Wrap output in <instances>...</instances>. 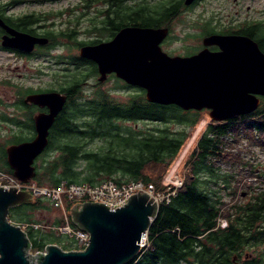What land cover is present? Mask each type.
Returning a JSON list of instances; mask_svg holds the SVG:
<instances>
[{"label": "trees", "instance_id": "obj_1", "mask_svg": "<svg viewBox=\"0 0 264 264\" xmlns=\"http://www.w3.org/2000/svg\"><path fill=\"white\" fill-rule=\"evenodd\" d=\"M106 1L111 11L107 17L110 19L108 30L112 29L114 32L124 25L164 26L170 23L180 8V2L170 3L165 0L153 6L143 0L131 5L120 4L122 0ZM76 35L74 28L61 30V37L72 39L74 44ZM83 43L84 41H81L77 45ZM259 46L264 51V42L259 43ZM127 87L137 90L138 93L132 94L126 103L116 102L104 92H100L91 100L83 101L75 107L79 110V116L91 117L99 114L103 117L101 122H81L78 130L67 118L57 120L53 133L58 137L55 140L50 137L48 147L51 148L49 151L58 154L52 159L44 158L39 163H34L33 180L37 184L56 187L62 181L96 184L112 179L120 184L142 180L153 184L156 191L165 189L160 184L161 180L182 146L188 141L191 130L201 120V110L183 111L175 105L167 107L151 103L144 97L145 90ZM261 99L260 105L250 115L220 122L210 119L211 121L202 127L180 160L179 166H182L184 175L182 186L170 196L169 201L163 200L159 203L157 213L146 232V246L141 249L137 258L128 264H230L232 255L238 250L237 247L251 246L247 233L252 232L256 218H251L250 213L262 212L264 206L254 210L250 201L227 205L220 194L221 189H226L227 194L233 196H236V193L241 196L242 192L236 191L234 186L230 189L234 176L222 174L213 167L212 161L224 159L227 155L224 140L240 129L236 121H247V126H244L246 131L264 130V97ZM115 119L148 121L161 127L135 130L115 124L112 122ZM170 125L176 127L172 128ZM247 137L245 134L244 138ZM96 140L102 142L98 148L86 147ZM17 142L19 140L9 139L7 144ZM52 143L55 146L52 147ZM0 148V169L12 173L6 162L5 147L1 145ZM79 161L84 164L80 166ZM260 199L264 202V193H261ZM72 205L67 201L68 210ZM52 208L47 201L35 198L31 204L14 207L8 218L12 219V215L18 214V223H35L41 219H33L31 214H27L28 209L53 212ZM218 218L226 219L227 224L222 227ZM62 222L59 215L48 224L58 226ZM25 232L32 251H42L50 243H55L64 250L73 248V242L67 236L54 231L43 232L29 227ZM250 262L246 259L241 261V264H252Z\"/></svg>", "mask_w": 264, "mask_h": 264}, {"label": "water", "instance_id": "obj_2", "mask_svg": "<svg viewBox=\"0 0 264 264\" xmlns=\"http://www.w3.org/2000/svg\"><path fill=\"white\" fill-rule=\"evenodd\" d=\"M191 1L185 0V4ZM168 31L167 27L125 26L108 42L82 46L80 56L97 64L100 81L114 73L128 85L145 90L148 102L184 110L208 109L213 121L247 115L259 106L264 96V52L257 42L241 36L212 35L203 39L204 48L195 54L170 55L160 46ZM18 35L24 38L19 40ZM18 40L29 48L37 41L18 33L11 44ZM209 45L219 49L211 52ZM29 100L47 107L48 113L35 117L32 140L5 149L8 166L22 182L35 176L34 162L48 145V130L65 98L51 91L31 95ZM32 202L28 191L0 187V264L131 263L158 210L155 199L145 192L133 194L126 205L114 211L103 203H76L70 208V217L75 226L89 233L85 249L66 251L48 244L45 252L31 255L26 232L11 223L8 215L10 208Z\"/></svg>", "mask_w": 264, "mask_h": 264}, {"label": "flooded vegetation", "instance_id": "obj_3", "mask_svg": "<svg viewBox=\"0 0 264 264\" xmlns=\"http://www.w3.org/2000/svg\"><path fill=\"white\" fill-rule=\"evenodd\" d=\"M24 1L43 3L41 1L44 0H0V21L2 23V25L0 24V125H10L13 132L18 130L17 133L11 135V137L14 135V140H19V142L32 140L36 135L34 125L35 117L40 113H48V109L45 106H38L31 102L29 96L43 92H58L64 96L65 100L61 110L55 116L54 122L48 130L49 145L50 137L53 140L58 137L53 133L55 123L58 119L66 120L67 118L70 123L75 124V127L78 130H80L79 125L81 122L91 120L102 121L101 119H103V117L99 114L91 117L90 115L79 116V110L75 109L79 103L91 100V98L98 95L99 92H102L96 88L91 94L89 90L92 87L101 86L105 82L115 79L116 81L122 82L121 84L123 88L129 89L127 86L130 85L117 77L114 73H108L106 78L103 81H100V73L97 64L90 59L81 57L80 48L82 46H95L102 42H108L113 39L119 29L130 25H124L116 32L112 29L109 31L108 26L110 24V19H107V17L109 13L111 14V11L108 7V2L106 0H91L92 2L102 1L106 4L104 9L99 10V14L102 15V18L100 20L92 19L91 21L92 25L90 26L88 33L96 32V36L91 40L92 42L89 40L91 43L84 41L81 45H77L81 40L78 41L76 39V43L72 44L75 45L77 54L59 55L57 60L54 59V64L56 65L63 62L64 58L67 59V63H65L66 67H58L57 69V75L60 76L61 84L52 83L43 85L49 78L48 69H46L47 67L40 65L35 67L32 71L21 72L20 70V72H16L11 70V65L14 62H20L23 68H32L33 61L48 60L52 49L58 47V45L64 46L63 43L60 44L61 38L59 39V37H61V30L57 33L49 30V27L54 25L49 22V11L37 10L19 12L17 9H14ZM143 1L148 4V1ZM165 1H169L170 3L180 2V8L179 11L177 10V15L170 21V23L160 26L167 27L169 30L168 35L162 43L170 37L172 21L181 16L184 12L185 27L187 29L186 37L188 39H195L198 44V46L193 47L187 55L195 54L204 48L203 39L212 35L241 36L257 42L258 46L259 43L264 42V0L260 3L259 7L252 10V13L247 11L249 10V7H247L246 10H240L235 9L232 5L229 6V0H192L189 4H185V0ZM120 4L129 5V1L122 0ZM207 11L210 12L209 17H205ZM75 32L78 34L79 31L75 30ZM18 33L25 34L28 37L30 36L31 38L37 39V41L33 42L31 48H29V45L23 43L24 41H19L24 37L18 35L19 42L16 45L11 44L13 43V36H17ZM96 39H99V41H95ZM9 40H11V42ZM218 49L219 48L216 45L208 46V50L211 52H215ZM71 51L72 50L69 48V52ZM11 73H14L19 78L18 82L13 83ZM105 94L108 95V93ZM109 97L110 99H114L111 96ZM262 97L264 96L260 97V103ZM114 100L119 103L128 102V100L124 102L116 99ZM170 105L172 104L165 106L169 107ZM182 110L189 111L193 109ZM61 113H63L62 116ZM252 113H254V111ZM240 116L245 115H239L237 117ZM117 121H119L118 124L127 122L121 119H115L112 122ZM262 132H264V130H262ZM48 145L43 153H48L51 149ZM51 146L53 147L55 144L52 143ZM261 193H264V190L259 192L253 191L248 199L251 208L254 210L260 209L264 206V202L260 199ZM13 208L14 207L10 208V212ZM250 217L256 218L252 232L247 233L248 239L251 240L252 244L249 247H237L238 250L232 255L230 264H241V261L246 259H249L252 264H264V207L262 208V212L252 211ZM243 253H245L244 256Z\"/></svg>", "mask_w": 264, "mask_h": 264}, {"label": "rangeland", "instance_id": "obj_4", "mask_svg": "<svg viewBox=\"0 0 264 264\" xmlns=\"http://www.w3.org/2000/svg\"><path fill=\"white\" fill-rule=\"evenodd\" d=\"M129 5L137 3L142 0H128ZM148 1V4L153 6L157 4L161 0H146ZM263 0H229V6H233L235 9H245L249 7V10H247L249 13H252V10H254L256 7L260 6V3H262ZM43 3H35L33 1L27 2L24 1L23 3L19 4L14 9H17V11H37V10H43V11H49V22L54 24L52 27H49L50 31H54V33H57L58 31L66 28H74L75 30L79 31L78 34L75 36L78 41H89L92 40L96 36V32L87 33L86 31H89L90 26L92 25V19L100 20L102 18V15L99 14V10L104 9L105 5L102 1H93V2H87L86 0H56L53 2L50 1H41ZM87 5L88 7H85ZM208 8V7H207ZM211 8V7H210ZM13 9V10H14ZM213 9V8H211ZM210 12L207 11L205 14V17H209ZM187 29L185 27V14L184 12L181 14V16L174 19L171 23V33L170 37L166 39L162 44L161 48L163 51L170 55H185V53L191 51L193 47L198 46L197 41L195 39H188L186 37ZM60 44H64V46L58 45V47L52 49L50 51V56L48 60H40V61H33L32 68L26 67L23 68L20 64V62H14L11 65V70L16 72H26V71H32L35 67L43 65V67H47L48 69V75L49 78L47 82H45L43 85L47 84H61L60 76L57 75V69L58 67L63 68L66 67L67 59H63V62L58 63V65L54 64V59H58L59 55H66V54H77V49H75V45L72 44V39H68L65 37H59ZM74 39V38H73ZM72 50L69 52V48ZM12 75V81L13 83L18 82L19 78L14 74ZM121 81H116L115 79H111L109 82H105L101 86H94L92 87L89 92L92 94L96 88H98L99 91L108 93L109 96L113 97L114 99L118 101H126L129 99V97L132 94L138 93L137 90L127 89L122 87ZM97 90V91H98ZM87 93V92H86ZM100 93V92H99ZM72 110V107H71ZM201 120L205 121V123H208L210 120L208 116V110L204 109L201 110ZM200 120V122H201ZM193 128L191 130L190 136L188 138V141L182 146V149L180 150L177 158L175 161L171 164L169 167L167 173L161 180V185L165 187L164 190H155L151 189L153 192L152 197L156 201V205L158 208V205L160 200L162 198H166L169 191V187L167 188V182H169L166 178L174 166V164L178 162V165L174 171V175L178 176L182 181L184 178L183 175V169L182 166L180 168V160L184 157L187 149L191 145V143L194 141L195 137L198 136L199 131L202 129L204 124L202 126L201 123ZM119 121L115 122V124L121 126V127H132L135 130H147V129H153L155 127H161L159 124L150 123L148 121H127L121 124H118ZM247 121L245 120H238L236 121V125L239 126V130L237 133L233 132L228 136V138H225L226 148L228 150L227 155L224 157V159L220 158L219 160H214L213 167H216L218 170L221 171L222 174H232L234 176V181L230 183V189L232 190V187L234 186L236 188V191H241L242 195L239 196V193H236V196L229 195L226 192V189H221L220 194L223 195V200L227 205H231L232 203H244L248 201L250 195L252 192H259L261 190H264V132L260 130H252V131H246L244 129V126H247ZM172 128H175V125H170ZM120 129H125L121 128ZM12 127L10 125H0V147L3 145V147H7V141L9 139H14V135L11 137L13 133ZM245 134L248 136L247 138H244ZM102 142L99 140L92 141L89 143L86 147L88 149H96L99 145H101ZM1 150V148H0ZM58 154V153H57ZM55 151H48V153H43V155H39L35 162L39 163L42 159L46 158V160L52 159L56 155ZM80 166H82L84 163L83 161H79L78 163ZM233 179V178H232ZM47 186V185H45ZM217 186V185H216ZM219 188V187H216ZM229 189V190H230ZM172 191V190H171ZM246 195V196H245ZM243 197V198H242ZM125 198V194L121 196V199ZM118 201L119 196L114 195L113 197L108 199L109 201ZM49 203V202H48ZM53 212H48L47 210L41 209V210H35L31 211L30 209L27 210V214H31L32 218L35 220L41 219V221H36L38 223H51L54 218H58L59 215H62V211L60 208H52ZM15 215V216H14ZM12 215V219L10 221L16 225H18L19 221L18 214ZM219 219V218H218ZM224 218L219 219L218 221L227 224V221L225 223ZM40 230L47 231L51 230L54 233L58 232L55 229H43ZM145 235V234H143ZM48 242V241H47ZM31 253V252H30ZM248 253V252H246ZM245 253H243L244 256ZM249 254V253H248ZM180 264H185L180 263Z\"/></svg>", "mask_w": 264, "mask_h": 264}, {"label": "built area", "instance_id": "obj_5", "mask_svg": "<svg viewBox=\"0 0 264 264\" xmlns=\"http://www.w3.org/2000/svg\"><path fill=\"white\" fill-rule=\"evenodd\" d=\"M204 122H201L202 126ZM177 161L172 169L170 170L167 180V188L169 187V191L167 194L174 195L176 191L182 186V180L174 175V171L178 165ZM9 186V187H4ZM0 187L3 189L17 188L18 191L25 190L32 194L33 197H40L48 200L53 207L60 208L62 211V216L64 219V223L57 227H51L46 224L34 223L31 226L35 229L39 228H51L55 229L58 232L67 235L69 238L73 239L75 247L77 250L84 249L89 242V234L86 231L77 229L73 227L69 223V218L66 211V201H71L74 203L83 202V201H91L103 203L106 206H109V210L114 211L117 208L125 205L129 198L136 193L145 192L146 194L152 196V192L154 191V185L151 183H144L142 181H131L129 183L116 184L112 180H106L98 184H87V183H65L62 182L60 185L56 187H46L39 186L35 182H21L17 180L12 174H9L0 169ZM153 189V191L151 190ZM172 190V191H171ZM152 193V194H151ZM125 194V198L121 199V196ZM114 195L119 196L118 201H109L108 199L113 197ZM171 195H167L166 198H162L161 201H169ZM221 219V218H219ZM218 219V220H219ZM224 220V219H223ZM226 223V220H224ZM218 223L223 227L226 224H223L218 221ZM25 228V225L22 226ZM147 238L146 234L143 235V240L140 242V247L144 248L146 246ZM43 251H37L35 253H39ZM35 253H30L31 255Z\"/></svg>", "mask_w": 264, "mask_h": 264}, {"label": "bare ground", "instance_id": "obj_6", "mask_svg": "<svg viewBox=\"0 0 264 264\" xmlns=\"http://www.w3.org/2000/svg\"><path fill=\"white\" fill-rule=\"evenodd\" d=\"M239 119V118H238ZM4 187H9V186H4ZM9 190V189H8ZM126 205V204H125ZM124 206V205H123ZM122 206V207H123ZM147 238V237H146ZM143 240V235H142V238H141V240H140V242Z\"/></svg>", "mask_w": 264, "mask_h": 264}]
</instances>
